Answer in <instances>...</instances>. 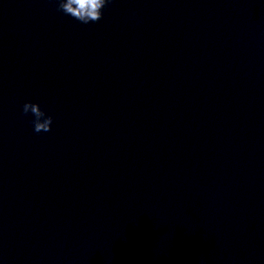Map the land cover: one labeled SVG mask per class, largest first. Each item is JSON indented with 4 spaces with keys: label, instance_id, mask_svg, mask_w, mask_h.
Segmentation results:
<instances>
[{
    "label": "clouds",
    "instance_id": "clouds-1",
    "mask_svg": "<svg viewBox=\"0 0 264 264\" xmlns=\"http://www.w3.org/2000/svg\"><path fill=\"white\" fill-rule=\"evenodd\" d=\"M110 0H59L58 10L65 15H70L83 24L98 22L102 18V9ZM31 113L34 116L33 130L36 133L49 132L53 123V117L47 115L39 104L25 102L22 106V114Z\"/></svg>",
    "mask_w": 264,
    "mask_h": 264
}]
</instances>
